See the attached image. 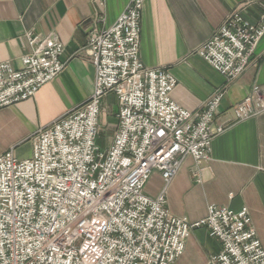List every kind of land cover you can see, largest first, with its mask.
<instances>
[{"label":"built area","instance_id":"built-area-1","mask_svg":"<svg viewBox=\"0 0 264 264\" xmlns=\"http://www.w3.org/2000/svg\"><path fill=\"white\" fill-rule=\"evenodd\" d=\"M144 0H127L108 28L91 27L81 52L94 69L93 93L31 137L32 155H0V264H172L185 240L205 227L221 251L209 264H264V247L246 208L209 206L196 222L169 214L165 187L144 193L153 171L166 186L185 158L209 159L214 125L226 86L191 112L170 97L175 78L139 59ZM242 7L229 13L199 48L227 83L252 63L264 35V14L250 22ZM21 66L0 63V109L34 97L64 68L55 34L25 33ZM117 101V128L108 148L97 144L102 100ZM232 122L264 113V90L255 86L232 106ZM231 122V121H230Z\"/></svg>","mask_w":264,"mask_h":264},{"label":"crops","instance_id":"crops-1","mask_svg":"<svg viewBox=\"0 0 264 264\" xmlns=\"http://www.w3.org/2000/svg\"><path fill=\"white\" fill-rule=\"evenodd\" d=\"M127 0H0V63L21 66L28 51L25 33L55 34L63 44V70L34 97L0 109V155L11 150L19 160L32 155V135L93 93L95 69L81 49L91 27L108 28ZM242 7V15L256 22L264 14V0H144L141 13L139 59L176 80L170 97L181 108L197 110L217 89L226 86L214 125L228 122L211 143L209 159L201 165L187 157L166 186L153 171L144 193L155 198L165 187L170 215L196 222L211 205L238 212L246 208L264 247V113L234 123L230 108L255 86L264 90V35L248 68L227 83L199 54L227 15ZM113 94L101 103L97 144L108 148L117 128ZM231 121V122H230ZM221 244L205 227L185 240L183 254L172 264H209Z\"/></svg>","mask_w":264,"mask_h":264},{"label":"rangeland","instance_id":"rangeland-1","mask_svg":"<svg viewBox=\"0 0 264 264\" xmlns=\"http://www.w3.org/2000/svg\"><path fill=\"white\" fill-rule=\"evenodd\" d=\"M101 150H104V148H101Z\"/></svg>","mask_w":264,"mask_h":264}]
</instances>
